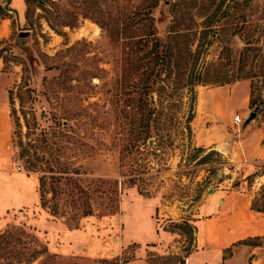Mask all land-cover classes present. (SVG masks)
<instances>
[{"label":"rangeland","instance_id":"374dc122","mask_svg":"<svg viewBox=\"0 0 264 264\" xmlns=\"http://www.w3.org/2000/svg\"><path fill=\"white\" fill-rule=\"evenodd\" d=\"M7 1L0 88L11 126L3 145L8 169L20 170L0 172V264H182L195 247L201 203L220 183L236 182L224 114L243 124L248 113L238 108L248 97L249 111L259 107L249 122L264 128V0H22L20 19ZM170 24L196 33L188 70L201 68L207 83L193 87L188 126L190 103L171 107L166 70L156 79L149 66H134L127 44L139 28L161 35ZM19 31L27 36L19 40ZM226 127L235 139L240 130ZM215 136L222 140L214 148L205 145ZM256 166L264 174V160ZM260 198L253 207H264ZM241 243L246 264L259 254L264 264L263 237Z\"/></svg>","mask_w":264,"mask_h":264},{"label":"crops","instance_id":"0c3cea01","mask_svg":"<svg viewBox=\"0 0 264 264\" xmlns=\"http://www.w3.org/2000/svg\"><path fill=\"white\" fill-rule=\"evenodd\" d=\"M4 3L10 8L9 12L20 19L24 10L23 1L8 0ZM9 33L10 21L0 18V36L6 37ZM244 85L239 98H243L247 90V84ZM213 92L216 93V90ZM223 98H225L228 107L235 102L233 94L228 93ZM7 102V92L0 88V172L17 174V171H10L7 167V154L3 145L9 137L11 126ZM238 109L241 111L242 117L249 112L248 97L243 100ZM223 117L225 120L221 122L220 126L224 127L225 131L221 137L224 138L227 145L225 147L227 159L236 166V182L229 187L220 183L218 189L214 190L210 197L201 203L199 207L201 216L198 215V218L193 222V244L195 247L184 255L187 257L185 264H246L249 246L241 242L248 238H264V207L260 209L253 207L257 198L264 199V196L259 194L264 183V174L257 173L256 166L258 161L264 160V128L256 118L253 122H248L242 127V120L240 124H235L227 113ZM229 124H234L235 130H240L235 135L236 137L234 136L235 139L229 138L228 140L226 125ZM215 137V140H209L210 144L205 145H212L214 148L218 141L222 140L220 136ZM4 166L7 168L5 169ZM248 176H250L249 179ZM226 177L230 181L231 178L233 179V176L227 175ZM28 178L32 184V199L27 204H33L37 201V191L34 180ZM20 196L23 198V193ZM1 201L6 200L0 198V204ZM254 251L251 250L249 255ZM261 255H257L258 259H251L250 263L262 264L263 257Z\"/></svg>","mask_w":264,"mask_h":264},{"label":"trees","instance_id":"16d2710c","mask_svg":"<svg viewBox=\"0 0 264 264\" xmlns=\"http://www.w3.org/2000/svg\"><path fill=\"white\" fill-rule=\"evenodd\" d=\"M163 2H169V0H163ZM163 9L162 3L161 13L164 17L163 20H166L167 12H165ZM174 12L175 8H173L172 13L173 17L176 18V14ZM187 13L188 12H185L184 10L181 11L182 16L186 15ZM175 20L173 18L172 22L174 23ZM169 26V29H167L161 35L158 34L154 26L153 28L151 26L145 29L139 28L141 33L139 35H135L134 41L128 42L127 44H129V46L132 48V52L136 55L135 61L137 63L134 66H137L138 68L149 66L153 70V76H158L156 79H159L161 73L166 70V77H171L172 79L171 89L168 96L170 98L175 97L174 101H176L177 104H171V107L178 109L179 105L183 104L184 98L187 99V103H190V109L187 116L185 117V123L188 126L190 116L193 114L192 102L195 98L193 87L195 84L204 85L207 83L206 79H202L203 73L201 72V68L196 70H193L192 68L191 70H188V67H193L196 65L197 56L193 57L191 50L194 40L192 41L190 38L191 35L195 37L196 33L194 32L193 35V33H187V28L175 29V26L172 24ZM198 47H200L199 42ZM214 77L216 79L214 81L216 82L222 81L226 83L229 80L227 78L228 76L225 75L216 74ZM218 78L219 80H217ZM156 79L153 80L154 84L160 81ZM162 91L163 87H159V89L155 91L157 98L160 97ZM142 105L143 104L140 105L141 109L143 108ZM156 114L160 115L161 113L155 112V109L153 108V117ZM171 118L172 116H170V120ZM153 121L155 122L156 120L153 118ZM143 123L144 121L142 120V124ZM147 137L148 135H146V138Z\"/></svg>","mask_w":264,"mask_h":264},{"label":"water","instance_id":"95a60500","mask_svg":"<svg viewBox=\"0 0 264 264\" xmlns=\"http://www.w3.org/2000/svg\"><path fill=\"white\" fill-rule=\"evenodd\" d=\"M25 36H27V31H19L17 33V37L19 40ZM258 108H259L258 106H254L252 108V110L248 112V115L245 118V120L242 124V127L245 126L251 119H253L255 117L256 111L258 110ZM146 143H147V146H150L151 145V139H147Z\"/></svg>","mask_w":264,"mask_h":264},{"label":"built area","instance_id":"2783aa9c","mask_svg":"<svg viewBox=\"0 0 264 264\" xmlns=\"http://www.w3.org/2000/svg\"><path fill=\"white\" fill-rule=\"evenodd\" d=\"M232 121H233V123H235V124L240 123L241 120H240L239 115H238V114H235V115L232 117ZM19 170H20V168H19L18 165H17V166L15 167V171H19ZM186 262H187V257L184 256V257L182 258V263L185 264Z\"/></svg>","mask_w":264,"mask_h":264}]
</instances>
